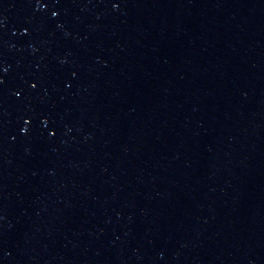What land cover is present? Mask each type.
Returning a JSON list of instances; mask_svg holds the SVG:
<instances>
[{"label":"water","instance_id":"obj_1","mask_svg":"<svg viewBox=\"0 0 264 264\" xmlns=\"http://www.w3.org/2000/svg\"><path fill=\"white\" fill-rule=\"evenodd\" d=\"M0 264H264V0H0Z\"/></svg>","mask_w":264,"mask_h":264}]
</instances>
